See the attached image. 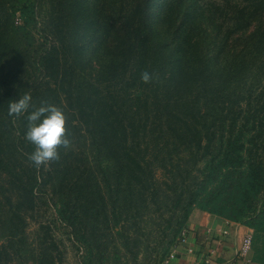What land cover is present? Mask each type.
Wrapping results in <instances>:
<instances>
[{
  "label": "trees",
  "instance_id": "1",
  "mask_svg": "<svg viewBox=\"0 0 264 264\" xmlns=\"http://www.w3.org/2000/svg\"><path fill=\"white\" fill-rule=\"evenodd\" d=\"M25 93L72 141L39 169ZM194 210L264 264V0H0V264H163Z\"/></svg>",
  "mask_w": 264,
  "mask_h": 264
},
{
  "label": "crops",
  "instance_id": "2",
  "mask_svg": "<svg viewBox=\"0 0 264 264\" xmlns=\"http://www.w3.org/2000/svg\"><path fill=\"white\" fill-rule=\"evenodd\" d=\"M251 231L194 210L186 226V242L177 247L176 256L169 264H263L254 263L252 250L246 257H239L241 241Z\"/></svg>",
  "mask_w": 264,
  "mask_h": 264
},
{
  "label": "clouds",
  "instance_id": "3",
  "mask_svg": "<svg viewBox=\"0 0 264 264\" xmlns=\"http://www.w3.org/2000/svg\"><path fill=\"white\" fill-rule=\"evenodd\" d=\"M153 73L147 70L141 72V81L150 83ZM31 95L25 93L17 100L9 101L8 115L19 117L28 113L27 130L25 139L34 146V151L29 154V160L39 169L41 166L50 165L60 159L59 149H68L72 141L67 135V117L64 111L47 101H42L39 107L31 106Z\"/></svg>",
  "mask_w": 264,
  "mask_h": 264
},
{
  "label": "built area",
  "instance_id": "4",
  "mask_svg": "<svg viewBox=\"0 0 264 264\" xmlns=\"http://www.w3.org/2000/svg\"><path fill=\"white\" fill-rule=\"evenodd\" d=\"M251 230V229H250ZM252 234L253 232H249L248 234H246L242 241H241V245L239 248V257L244 258L246 257V255H248L251 251V246H252ZM186 229H183L179 235L178 238V246L182 245L186 242ZM177 246V247H178ZM177 247H174L171 249L168 257L164 260L163 264H169L171 262V260H173L176 256V252H177ZM206 263H208V259L205 261Z\"/></svg>",
  "mask_w": 264,
  "mask_h": 264
},
{
  "label": "rangeland",
  "instance_id": "5",
  "mask_svg": "<svg viewBox=\"0 0 264 264\" xmlns=\"http://www.w3.org/2000/svg\"><path fill=\"white\" fill-rule=\"evenodd\" d=\"M34 228H35L34 225H31L30 231H33ZM258 244H259L258 246L261 245V243H258ZM65 264H78V258H77L76 253L72 252L70 249L67 251Z\"/></svg>",
  "mask_w": 264,
  "mask_h": 264
}]
</instances>
